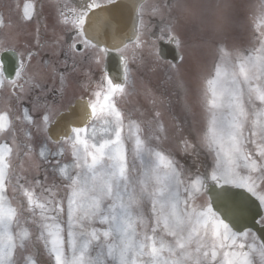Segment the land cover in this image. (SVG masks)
Here are the masks:
<instances>
[{
	"label": "snow or ice",
	"instance_id": "snow-or-ice-1",
	"mask_svg": "<svg viewBox=\"0 0 264 264\" xmlns=\"http://www.w3.org/2000/svg\"><path fill=\"white\" fill-rule=\"evenodd\" d=\"M112 4L76 0L59 12L70 34L65 63L89 61L102 72L95 87L90 81L86 95L63 111L46 101L55 90L30 71L39 52L5 47L0 39V54L16 58L11 68L0 58V89L10 88L17 102L30 100L22 110H0V264H264V32L259 48L247 52L217 45L198 138L211 162L193 171L162 146L168 130L160 112L141 121L120 106L129 53L134 59L143 47L146 5H137L138 27L129 36L113 23ZM150 7L162 17L160 34L152 35L174 45L171 60L156 45L152 54L179 72L185 41L163 11L170 13L168 0ZM259 9L252 17L258 27L264 0ZM36 14L35 2L24 4L23 21ZM5 27L11 22L0 16ZM112 53L123 65L119 82L105 67ZM179 149L198 155L188 138ZM21 153L39 161L35 175L15 165Z\"/></svg>",
	"mask_w": 264,
	"mask_h": 264
},
{
	"label": "rangeland",
	"instance_id": "rangeland-1",
	"mask_svg": "<svg viewBox=\"0 0 264 264\" xmlns=\"http://www.w3.org/2000/svg\"><path fill=\"white\" fill-rule=\"evenodd\" d=\"M13 1L0 0V16H3L6 22L10 21L11 26L26 24L22 20L23 6L20 4L16 7ZM259 5L260 0H186V15L173 17L176 21V30L185 41L182 48L185 60L180 71L169 70L156 60L148 59L146 55L140 57L135 64L129 63V83L126 94L119 99L120 106L134 119L141 121H148L157 111L160 112L161 120L168 130V138L162 142V146L173 151L181 164L179 157L182 154L183 164L187 161L188 169L195 170L194 165L191 166L195 156L198 157V160L194 161L197 165L211 162L206 155V150L199 147L198 138L202 134L205 120L202 91L206 78L214 72L215 64L218 62L217 45L223 43L226 50L233 53L259 48L260 34L264 32V25L258 27L259 22L252 18L253 14L260 10ZM49 24L54 28L55 24L59 27L57 18L55 23L51 21ZM32 50L34 51V48ZM61 64L63 63L59 62L56 66ZM31 65L33 71L42 79L51 78L55 67L51 62H40L37 57L31 61ZM99 69H101L100 66L93 65L87 71L89 77L97 79L98 76L94 73ZM71 71V69L65 72L57 69L55 78L61 73L68 78ZM49 80L54 79L52 77ZM178 80L183 81L182 86H178ZM66 86L67 84L63 88L65 103L75 95L83 94L81 83L74 87ZM162 86H167L166 90L168 89V93L164 96L158 91ZM175 103H177L176 106H174ZM55 105L59 109L65 106L60 101ZM20 136L22 139V134ZM34 136L38 144L40 134L34 132ZM181 138L197 141V143L192 141L197 145L198 151V155L191 157L193 160H190L188 156L191 152L185 154L180 151ZM14 163L18 169L22 167L25 172L35 175V165L39 161L25 157L21 153Z\"/></svg>",
	"mask_w": 264,
	"mask_h": 264
},
{
	"label": "flooded vegetation",
	"instance_id": "flooded-vegetation-1",
	"mask_svg": "<svg viewBox=\"0 0 264 264\" xmlns=\"http://www.w3.org/2000/svg\"><path fill=\"white\" fill-rule=\"evenodd\" d=\"M19 1V0H18ZM27 2H35L37 6V14L35 17L29 21L25 22L24 25H14L11 27H5L0 31V39L6 40L5 47H17L19 51L25 49V47L34 48V51H38L39 55L36 56L37 59L42 63H53L55 65L51 78L42 79L34 71L31 65V73L35 75L36 82L43 85L46 90V101L48 103L58 104L59 101H65V94L63 88L78 86L79 83H83L89 77V73L86 71L88 69L87 64L89 61H79L75 67L72 66V62L69 60L67 64L65 63L64 50L67 47L66 41L69 40L70 34L64 25H60L58 22V16L60 10L67 3L72 5L76 0H23L24 4ZM143 4L146 5L145 13L143 15V20L146 25V30H142V41L143 46L146 45L151 48V53L153 51V45L158 46V42L152 35L154 32L157 36L160 34V27L162 26V17L160 15L151 14V5L153 3L163 4L164 0H143ZM170 5L169 9L165 8L163 11L165 15L173 17L186 15V0H168ZM17 7V5H16ZM138 15V13H137ZM55 18H57V23L59 27L62 26V30L58 31L59 27H52L49 23L53 21L55 23ZM51 19V20H50ZM138 27V21H137ZM57 29V30H56ZM31 39L29 40V37ZM31 45V46H30ZM22 48V50H21ZM149 49V48H148ZM140 50L136 52V57L133 59L131 53H129V61L132 63L139 58ZM57 56V57H56ZM1 58V54H0ZM62 62L61 66H56L57 63ZM93 65H96L93 63ZM57 69H62V71L72 70V73L68 74V78L64 77L63 83H61L60 76L55 78V72ZM77 77V78H76ZM89 79V78H88ZM55 81V82H53ZM44 82V83H43ZM66 82V84L64 83ZM52 84V85H51ZM89 83L85 86L87 87ZM11 89H0V110L7 106H12L11 103ZM63 92V96L60 95ZM39 89L36 90L33 95H39ZM45 102L44 100L41 101ZM15 103V101H14ZM30 100L19 102L18 108L22 110L23 107L28 106ZM68 105V102L66 106ZM14 108H17L14 106ZM20 127L19 125L17 126Z\"/></svg>",
	"mask_w": 264,
	"mask_h": 264
},
{
	"label": "water",
	"instance_id": "water-1",
	"mask_svg": "<svg viewBox=\"0 0 264 264\" xmlns=\"http://www.w3.org/2000/svg\"><path fill=\"white\" fill-rule=\"evenodd\" d=\"M140 1L141 0H117L114 2V4L108 6L109 13L113 17V23L119 27L121 33L131 36L135 31V12ZM160 48L165 53V58H172L170 53L171 49L174 48V45H164L161 43ZM10 56L13 55L10 53L6 55L2 54L1 58H3L11 68L14 65V61H12L13 58ZM106 67L107 71L112 77L119 80L122 79L123 65L120 61L119 55L115 53L110 54L106 60ZM255 211L256 209L253 208V213ZM250 220L251 217H249V223Z\"/></svg>",
	"mask_w": 264,
	"mask_h": 264
}]
</instances>
